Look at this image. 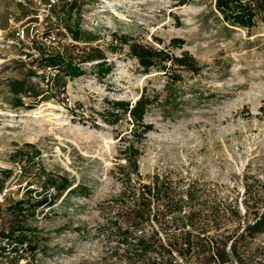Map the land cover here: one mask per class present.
Listing matches in <instances>:
<instances>
[{"label": "rangeland", "instance_id": "obj_1", "mask_svg": "<svg viewBox=\"0 0 264 264\" xmlns=\"http://www.w3.org/2000/svg\"><path fill=\"white\" fill-rule=\"evenodd\" d=\"M70 1L82 13L77 20L81 30L100 37L89 47L104 51L102 66L112 67L107 76L93 66L101 61L85 60L89 44L75 42L63 29L65 19L57 21L44 2L0 0V171L13 170L9 177L0 172V204L22 198L28 188L41 191L37 174L44 170L88 189L87 196L63 197L30 221L41 230L38 237L44 244L21 264L107 263L110 245L95 228L104 221L102 203L121 192L115 165L123 140L133 137L130 124L111 126L97 112L105 100L135 102L144 88L156 97L146 115L153 130L138 144L144 181L154 173L169 177L184 199L183 217L192 211L185 200L189 186L202 221L213 208L223 217L235 209L238 214L225 216L220 230L233 238L229 245L238 238L233 263L264 264V234L240 236L264 207V20L251 29L231 26L216 10L215 0H187L185 5L179 0ZM46 21H57L47 38L44 33L52 27ZM123 35L156 48L180 39L183 48L172 51L190 53L200 70L182 72L178 81L158 70L144 74L120 44ZM41 50L66 55L84 74L70 79L59 73L56 84L55 70L41 69L43 61L33 64ZM30 71L46 79L32 77ZM16 80L38 93L24 98L21 107L13 105L9 88ZM247 187L250 197L259 199L254 205L246 199ZM79 227L91 233L80 235ZM152 228L161 226L153 221L148 225ZM177 264L198 263L179 257Z\"/></svg>", "mask_w": 264, "mask_h": 264}, {"label": "trees", "instance_id": "obj_2", "mask_svg": "<svg viewBox=\"0 0 264 264\" xmlns=\"http://www.w3.org/2000/svg\"><path fill=\"white\" fill-rule=\"evenodd\" d=\"M41 2L48 4L49 0H41ZM187 2V0H179L180 5H185ZM78 8L76 1H70L51 5L50 10L56 15L57 21L62 22L65 19L63 29L75 42L89 44L84 47L90 48L89 52H86L85 60L101 61L93 66L100 75L107 76L112 71V67H103L106 65L104 51L89 47L100 37L81 30L78 19L81 18L82 13ZM215 8L223 21L234 27L251 29L257 26L260 20H264V0H215ZM56 22H47V26L52 28L44 33L46 38L51 33L49 30L56 26ZM60 29L61 27H57V32ZM113 36L117 34L114 33ZM119 42L122 46L128 47L130 56L137 60L144 74L158 70L178 81L182 72L196 74L200 70L190 53L183 51L180 55H176L172 51L175 48H183L184 42L180 39H173L168 48L144 45L127 35L120 36ZM39 61H43L38 63V66L44 71L47 69L56 71L53 77L56 84H59V73L70 79L84 74L82 68L67 59L66 55L46 54L45 50H41L39 57L33 60V64ZM30 74L32 77L46 79L45 74L38 75L36 71H30ZM47 87H49L48 83ZM9 88L14 95L15 107L24 106V98L38 96L33 86L24 81H13ZM155 102L156 97L149 95L147 88H144L135 102L105 100L101 111L97 112L111 126H117L123 121L130 124V135L133 137L123 140L124 144L119 150V161L115 165L118 180L122 184L121 192L117 197L102 203L101 213L104 221L95 228V234L110 245L106 264H177L179 257H182L186 263L194 261L198 264H234L238 238L229 245L233 238L222 234L220 230L225 216L238 214L235 209L226 210V215L223 217L219 210L213 208L210 218L202 221L199 213L201 209L196 205L195 193L189 186L185 200L192 211L188 214L185 212L186 217H183L184 199L173 187L169 177L154 173L148 177L147 182L144 181L139 168L142 152L138 144L153 130L152 124L146 122V115ZM122 139L123 137L120 140ZM26 147L33 148V145L27 144ZM121 160L124 163H121ZM0 172L9 177L13 170L3 169ZM21 174L26 175L27 171L21 169ZM37 176L41 191L38 188H28L22 198L8 202L5 207L0 204V264H21L23 260L27 261L28 256L38 253L42 248L44 243L38 237L41 230L30 224L32 219L46 209H52L63 197L88 194L86 187L75 184L66 175H54L44 170L38 172ZM247 188L246 199L250 197L249 187ZM250 201L254 205L259 199L253 195ZM245 202L247 204L249 201L245 200ZM262 204L264 205V197ZM246 211L250 214V211ZM153 221H156L161 229H148V225ZM183 226L190 228L183 233L176 231ZM76 231L85 236L91 233L87 227H79ZM259 234H264V207L262 212L254 214L253 221L246 223L240 236L253 239ZM113 259L115 260L109 262ZM238 261L236 264H243L240 259Z\"/></svg>", "mask_w": 264, "mask_h": 264}, {"label": "built area", "instance_id": "obj_3", "mask_svg": "<svg viewBox=\"0 0 264 264\" xmlns=\"http://www.w3.org/2000/svg\"><path fill=\"white\" fill-rule=\"evenodd\" d=\"M39 2H41V0H39ZM60 2H66V0H49V3H46L45 6L50 10L51 5H55Z\"/></svg>", "mask_w": 264, "mask_h": 264}, {"label": "bare ground", "instance_id": "obj_4", "mask_svg": "<svg viewBox=\"0 0 264 264\" xmlns=\"http://www.w3.org/2000/svg\"><path fill=\"white\" fill-rule=\"evenodd\" d=\"M139 98V96L138 97H136V99H138Z\"/></svg>", "mask_w": 264, "mask_h": 264}]
</instances>
